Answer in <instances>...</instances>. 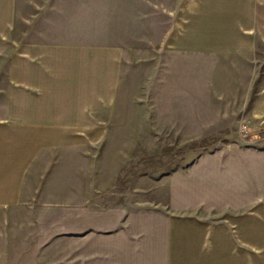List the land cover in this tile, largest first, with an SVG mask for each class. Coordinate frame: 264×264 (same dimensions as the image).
<instances>
[{
	"label": "crops",
	"instance_id": "obj_1",
	"mask_svg": "<svg viewBox=\"0 0 264 264\" xmlns=\"http://www.w3.org/2000/svg\"><path fill=\"white\" fill-rule=\"evenodd\" d=\"M92 12L65 0L60 30L39 0H0V236L35 235L38 257L53 244L40 249L41 234H62L64 264H152L155 222L156 264H264V146L164 174L153 210L151 178L131 185V146L111 140L131 129L105 115L131 48ZM171 42L252 62L263 79L251 114L264 125V0H184Z\"/></svg>",
	"mask_w": 264,
	"mask_h": 264
},
{
	"label": "rangeland",
	"instance_id": "obj_2",
	"mask_svg": "<svg viewBox=\"0 0 264 264\" xmlns=\"http://www.w3.org/2000/svg\"><path fill=\"white\" fill-rule=\"evenodd\" d=\"M82 1L93 10L91 18L103 20L105 36L118 32L120 41L131 48L121 68L118 102L105 115L110 128L131 129V137L111 140L120 147L131 146V185L147 190L151 178L153 210L159 209L158 183L164 174L184 170L200 156L229 145L264 146V125L251 114L263 76L255 84L254 64L244 58L175 50L171 38L184 0ZM39 4L54 12L57 29L63 30L65 0ZM56 218L62 223V217ZM62 236L41 234L40 249L47 241L53 244L41 249L39 258L35 235L17 234L8 240L0 236V264H64ZM160 238L154 222L152 264L162 257Z\"/></svg>",
	"mask_w": 264,
	"mask_h": 264
},
{
	"label": "built area",
	"instance_id": "obj_3",
	"mask_svg": "<svg viewBox=\"0 0 264 264\" xmlns=\"http://www.w3.org/2000/svg\"><path fill=\"white\" fill-rule=\"evenodd\" d=\"M240 132H241L242 134H245V133L247 132L246 127H245V126H242V127L240 128Z\"/></svg>",
	"mask_w": 264,
	"mask_h": 264
}]
</instances>
